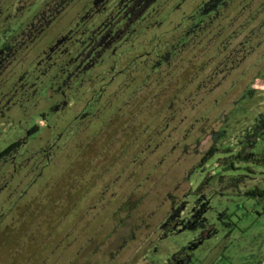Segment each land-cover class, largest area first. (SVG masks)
Returning a JSON list of instances; mask_svg holds the SVG:
<instances>
[{
  "label": "rangeland",
  "instance_id": "374dc122",
  "mask_svg": "<svg viewBox=\"0 0 264 264\" xmlns=\"http://www.w3.org/2000/svg\"><path fill=\"white\" fill-rule=\"evenodd\" d=\"M18 141L0 264H258L264 165L230 158L264 155V0H0Z\"/></svg>",
  "mask_w": 264,
  "mask_h": 264
},
{
  "label": "trees",
  "instance_id": "16d2710c",
  "mask_svg": "<svg viewBox=\"0 0 264 264\" xmlns=\"http://www.w3.org/2000/svg\"><path fill=\"white\" fill-rule=\"evenodd\" d=\"M35 132H36L35 128H32L26 133V136L29 137V136L33 135ZM23 144H24V141H18V142H15V143H12L11 145H9L6 149H4L3 151L0 152V160L5 158L6 156H8L10 153L15 151L19 146H21ZM215 151H217V150L216 149L209 150L205 154V156L201 158L200 166H203L204 164H206L207 161L212 158L213 153ZM230 159H233L235 161L236 160L237 161H246V162L252 161L258 166L264 165V155H258L257 156V155H253L251 153H246V154L242 155L241 153H238L235 157H232ZM228 169H233L232 164L228 165ZM207 181H208L207 178L204 179V181L201 183V185L197 191H199L203 186H205ZM248 195L249 196H261L262 197L264 195V191L261 192L257 189H254L251 192H249Z\"/></svg>",
  "mask_w": 264,
  "mask_h": 264
},
{
  "label": "built area",
  "instance_id": "2783aa9c",
  "mask_svg": "<svg viewBox=\"0 0 264 264\" xmlns=\"http://www.w3.org/2000/svg\"><path fill=\"white\" fill-rule=\"evenodd\" d=\"M258 264H264V257Z\"/></svg>",
  "mask_w": 264,
  "mask_h": 264
}]
</instances>
